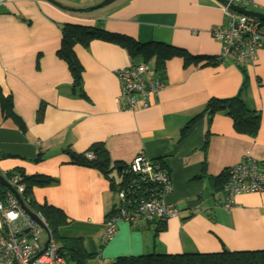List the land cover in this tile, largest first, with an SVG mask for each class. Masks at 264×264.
<instances>
[{
    "label": "crops",
    "instance_id": "crops-1",
    "mask_svg": "<svg viewBox=\"0 0 264 264\" xmlns=\"http://www.w3.org/2000/svg\"><path fill=\"white\" fill-rule=\"evenodd\" d=\"M54 1L87 8L102 0ZM253 1L248 10L264 14V0ZM224 22L214 0H116L84 13L66 12L45 0H5L0 6V92L11 97L25 129L0 117V152L9 156L0 159V174L23 169L54 178V184L32 189L33 200L60 209L101 263L148 253L264 250V190L241 194L232 208L223 207L227 170L244 156L264 163V24L254 64L203 59L185 66L173 57L164 65L165 87L149 107L138 110L127 109L120 96L116 73L131 66L120 44L94 39L86 48L73 47L82 92L72 88L67 63L57 54L64 25L75 24L217 58L220 42L211 30ZM237 94L260 114L254 137L236 134L223 114L199 119L179 137L209 99ZM96 143L108 153L115 183L117 167L137 155L160 160L172 186L164 201L178 215L161 222L160 230L144 219L120 220L104 243L103 222L113 213L105 215L117 203L110 181L96 169L71 164L63 153L84 152ZM39 153L42 160L33 163Z\"/></svg>",
    "mask_w": 264,
    "mask_h": 264
},
{
    "label": "built area",
    "instance_id": "built-area-1",
    "mask_svg": "<svg viewBox=\"0 0 264 264\" xmlns=\"http://www.w3.org/2000/svg\"><path fill=\"white\" fill-rule=\"evenodd\" d=\"M5 0H0V6ZM224 24L211 30L220 42L218 61H226L239 67L254 64L257 51L263 44L260 23L253 18L229 9L235 5L248 9L253 0H223ZM120 96L127 101V109L138 110L150 106L165 87L164 81L153 72L151 65L143 63L128 66L116 73ZM87 158L91 159L90 154ZM128 183L116 192L118 211L104 219L102 241L114 236L117 222L144 219L149 222H164L178 215L177 209L168 205L164 197L171 191L169 172L160 160H151L137 155L128 165ZM15 193L21 197L23 187L17 173L1 174ZM264 190V163L244 156L227 170L223 184V207H233L235 197L241 194L258 193ZM22 200V199H21ZM37 223L25 213L16 197L5 189L0 196V264H66L58 253L59 246L51 234L44 232L47 225L39 212H33ZM47 241L45 249L44 243Z\"/></svg>",
    "mask_w": 264,
    "mask_h": 264
},
{
    "label": "trees",
    "instance_id": "trees-1",
    "mask_svg": "<svg viewBox=\"0 0 264 264\" xmlns=\"http://www.w3.org/2000/svg\"><path fill=\"white\" fill-rule=\"evenodd\" d=\"M260 23L263 25L264 23ZM94 39H102L109 42L120 44L128 54L131 65L143 63L151 65L155 76L160 79L164 78V65L166 61L173 57H180L187 66L191 63H197L203 59L208 62L217 63V58H211L202 55H195L187 52L184 49L174 47L170 44L159 41L138 42L134 39L116 33H111L103 30L99 25L86 27L82 25L66 24L62 29L60 48L58 56L62 58L68 66L70 74L73 78L72 88H80V72L81 68L76 62L73 47L81 45L86 48L90 41ZM82 92L81 88L79 89ZM215 114H223L228 117L232 124V129L238 135L254 137L260 126V114L258 111L249 108L243 100L241 94L224 98V99H209L201 108V110L193 116L182 127L179 137H183L186 130L196 121L203 117L208 120ZM0 117L2 120L10 119L16 128L24 131V123L14 114L12 99L10 96H3L0 92ZM40 118V116H39ZM209 132H205L203 148L207 144ZM63 153L68 157L69 162L73 165H78L86 168L96 169L100 171L110 181V187L116 192L118 188L126 187L128 183V165L116 166L119 182L115 183L110 174V160L108 153L101 143H96L90 146L84 152H74L70 149L63 150ZM92 156L91 159L87 155ZM4 153L0 152V159L7 158ZM43 155L38 154L33 163H38L42 160ZM120 168V170H118ZM112 172V171H111ZM17 173L20 177L19 183L23 187L21 199L24 206L31 212H39L46 222L47 230L52 238L58 244V253L63 257L66 264H264V250L254 251H228L222 249L217 253H181L175 255L168 254H141L137 256H122L117 257L106 263H101L99 258H96L97 253L86 250L83 238L80 233L75 230L74 224L64 213L55 207L47 204H37L32 197V189L36 187H45L56 182L54 178L42 173H26L23 169L8 171L7 174ZM225 176H223L224 178ZM5 193V188L0 185V196ZM118 211L117 203L108 212L105 217L116 214ZM154 224L156 230H160L158 225L161 222H148ZM77 226V225H75Z\"/></svg>",
    "mask_w": 264,
    "mask_h": 264
},
{
    "label": "water",
    "instance_id": "water-1",
    "mask_svg": "<svg viewBox=\"0 0 264 264\" xmlns=\"http://www.w3.org/2000/svg\"><path fill=\"white\" fill-rule=\"evenodd\" d=\"M46 2L50 3L51 5L55 6L56 8L66 11V12H74V13H84V12H90L96 9H100L103 8L111 3H113L116 0H102L100 3L91 6V7H87V8H68L66 6H63L57 2H55L54 0H45ZM216 1L218 4H224L225 2H223V0H214ZM229 9L232 11H235L239 14L245 15L247 17L253 18L256 21H259L261 23H264V14L258 13V12H254L252 10H248L242 7H238L235 5H230ZM118 170H120V168H118ZM0 185L3 186L7 191H10L11 193H13V195L16 197V199L18 200L20 206L22 207V209L25 211V213L27 215H29L31 218H33L37 223H39L38 219L36 218L35 214L33 212H31L30 210H28L22 200L20 199V197L15 193L14 189L12 187L9 186V184L5 181L4 177L0 174ZM44 232L47 233V229L43 228ZM47 244V241L44 243L43 248L45 249Z\"/></svg>",
    "mask_w": 264,
    "mask_h": 264
}]
</instances>
